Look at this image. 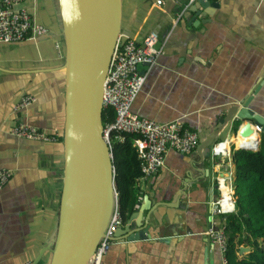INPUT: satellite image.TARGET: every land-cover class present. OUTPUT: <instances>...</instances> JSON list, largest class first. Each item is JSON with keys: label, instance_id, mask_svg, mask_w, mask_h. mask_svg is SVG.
<instances>
[{"label": "crops", "instance_id": "obj_1", "mask_svg": "<svg viewBox=\"0 0 264 264\" xmlns=\"http://www.w3.org/2000/svg\"><path fill=\"white\" fill-rule=\"evenodd\" d=\"M158 1L122 0L121 38L140 43L156 31L162 49L154 66H139L147 78L132 111L161 124L181 122L203 142L233 104L264 81V0H206L216 5L202 8L205 16L189 11L198 0H165L161 6ZM58 42H45L48 50L42 56L34 50L38 42L7 49L2 46L10 45L0 44V170L13 172L0 192V264H32L56 236L63 143L24 140L11 136L9 129L19 121L56 128L63 137L64 88L58 72L35 73L57 66L59 56L50 50L58 52ZM23 47L31 53L23 54ZM261 86L252 105L264 116ZM25 93L37 100L16 114L15 105ZM235 171L233 160L220 162L197 149H170L159 174L139 182V204L149 196L152 209L141 211L138 222L147 224L151 238L128 241L117 230L102 264H222L224 254L205 232L211 223L218 226L226 219L213 211V186L225 172L234 180ZM238 240L240 261L254 246L247 233L237 234Z\"/></svg>", "mask_w": 264, "mask_h": 264}, {"label": "water", "instance_id": "obj_2", "mask_svg": "<svg viewBox=\"0 0 264 264\" xmlns=\"http://www.w3.org/2000/svg\"><path fill=\"white\" fill-rule=\"evenodd\" d=\"M56 5L65 45L64 63L35 70V73L58 72L63 83V188L56 236L52 243L42 248L32 264H38L46 256H49L47 264H90L116 205L112 149L103 135V97L112 58L121 37L122 0H56ZM215 5L198 0L189 11L205 16L202 8ZM48 38H52L51 33L29 42ZM260 83L250 96L236 101L226 116L219 119L215 129L197 147L200 155L211 157L212 146L217 141L236 137L237 130L234 129L238 122L241 123L239 133L244 127L252 126L260 129V135L256 132L259 137L264 135V116L252 105L264 81ZM212 192L218 198V184L213 186ZM139 206L141 210H136L118 229L124 232L128 241L151 238L148 227H145L147 224L138 222L141 211L152 209L149 196ZM216 208L214 205L213 211Z\"/></svg>", "mask_w": 264, "mask_h": 264}, {"label": "built area", "instance_id": "obj_3", "mask_svg": "<svg viewBox=\"0 0 264 264\" xmlns=\"http://www.w3.org/2000/svg\"><path fill=\"white\" fill-rule=\"evenodd\" d=\"M26 1H32L33 11L23 6ZM165 0H159L156 5L161 6ZM194 2L195 0H191ZM38 8L37 0H0V44H19L26 41H37L50 35V29L40 23L35 15ZM188 8L179 15L182 17ZM158 33L151 31L138 42L133 38H119L118 45L112 58L110 70L107 75L105 92L103 97L104 108H113L115 120L104 124L103 135L112 149V135H118L124 141L125 135H136L135 146L138 149L141 161L142 177L139 182L155 177L165 166L166 156L170 149L181 153H190L197 149L201 143L198 132H195L181 122L175 121L161 124L154 120L141 118L133 113V105L142 91L146 73L139 70L141 64L154 66L162 54V49L157 48ZM59 47V46H57ZM36 96L26 93L15 105L14 111L18 114L27 110L34 102ZM244 126V125H243ZM260 132V129H255ZM13 137L39 143H57L61 138L58 129L43 130L30 123L15 122L9 129ZM240 133L237 129V136ZM235 138V137H234ZM232 139L217 141L212 146V158L215 160H231L232 148L236 146ZM247 140L244 142L246 143ZM237 147L241 150L257 151L260 143L254 147ZM223 173L219 176L218 186L220 196L214 205L216 213L220 216L230 215L236 212V199L234 196L233 179ZM13 176L11 170H0V192L8 184ZM141 200V197L140 199ZM139 208V204L136 205ZM124 220L119 211L118 194L116 205L109 221L105 235L100 241L90 264H102L103 256L110 250L114 235L123 226ZM226 219L216 226L211 223L205 234L210 238L213 245L217 246L224 254L222 264H229L226 258L228 249Z\"/></svg>", "mask_w": 264, "mask_h": 264}, {"label": "trees", "instance_id": "obj_4", "mask_svg": "<svg viewBox=\"0 0 264 264\" xmlns=\"http://www.w3.org/2000/svg\"><path fill=\"white\" fill-rule=\"evenodd\" d=\"M113 108H104L103 123L115 120ZM241 123H237V128ZM259 150L248 151L234 149L232 160L235 165L236 212L226 215L228 249L226 258L229 264H264V135L261 137ZM136 135H125L124 141L118 135H112L113 166L118 194L119 211L124 222L136 211L140 202L141 189L139 179L142 177L141 161L135 146ZM63 143V137L59 138ZM240 196L246 200L242 202ZM248 234L253 239L254 250L243 260H238L237 234ZM262 240V242H259ZM38 264H47L46 257Z\"/></svg>", "mask_w": 264, "mask_h": 264}, {"label": "rangeland", "instance_id": "obj_5", "mask_svg": "<svg viewBox=\"0 0 264 264\" xmlns=\"http://www.w3.org/2000/svg\"><path fill=\"white\" fill-rule=\"evenodd\" d=\"M38 1V8L35 10V15L37 16V20L40 23H43L44 25H46L50 31H51V36L52 39H43L40 40L37 44V47L35 45L34 46V50L38 51L39 54L42 56L44 54V51L46 52L47 49V45L45 42H53L54 40L59 41L58 45L59 48L57 49L58 52L53 48L50 50V53L54 56H59L58 60L54 63H57V66H61L64 63V57H65V45H64V38L61 35V22H60V18L58 15V10H57V5H56V0H37ZM23 6L30 8L32 11L34 9V5L32 3V1H26ZM129 12L125 11L124 15H128ZM57 31V32H56ZM60 35V36H57ZM36 43V42H35ZM4 48H15L16 46H2ZM6 48V49H7ZM22 53L25 55H29L31 53V48L30 47H23L21 49ZM61 56V57H60ZM41 63V61H40ZM57 74V73H55ZM61 78H63V71H61ZM61 85L63 86V83L60 81ZM59 86V84H58ZM63 88V87H62ZM31 92H35V89L31 90ZM237 130V125L236 128L234 129V131L236 132ZM263 136V134H261V137ZM262 139V138H261ZM225 162V160H221L220 162ZM228 171V170H227ZM235 192V189H234ZM242 202H245V198L240 196ZM48 263V260H47Z\"/></svg>", "mask_w": 264, "mask_h": 264}, {"label": "bare ground", "instance_id": "obj_6", "mask_svg": "<svg viewBox=\"0 0 264 264\" xmlns=\"http://www.w3.org/2000/svg\"><path fill=\"white\" fill-rule=\"evenodd\" d=\"M232 142L236 144L237 147L248 146V147H254L258 144L260 137L256 133V130L252 126H246L242 129L240 134L236 136L235 138H231ZM247 140L246 143H244Z\"/></svg>", "mask_w": 264, "mask_h": 264}, {"label": "clouds", "instance_id": "obj_7", "mask_svg": "<svg viewBox=\"0 0 264 264\" xmlns=\"http://www.w3.org/2000/svg\"><path fill=\"white\" fill-rule=\"evenodd\" d=\"M237 129H238V128H237ZM257 133L260 135V132H257ZM236 134H237V133H236ZM236 134H235V135H236ZM235 135H234V136H235ZM61 136H62V135H61ZM233 138H234V137H233ZM260 138H261V136H260ZM233 148H234V149H238L236 146H233ZM233 148H232V151H233ZM240 150H241V149H240ZM258 150H259V149H258ZM258 150H257V151H258ZM254 152H256V151H254ZM231 160H232V156H231ZM217 184H218V181H217ZM218 187H219V186H218ZM219 191H220V189H219ZM219 196H220V194H219ZM219 196H218V197H219ZM234 196H235V193H234ZM235 199H236V198H235ZM235 205H236V204H235ZM213 206H214V205H213ZM124 223H125V222H124Z\"/></svg>", "mask_w": 264, "mask_h": 264}]
</instances>
